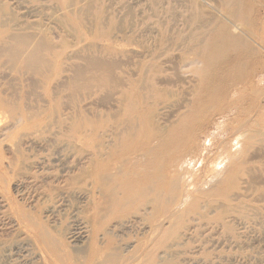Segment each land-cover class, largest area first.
<instances>
[{
    "label": "rangeland",
    "instance_id": "rangeland-1",
    "mask_svg": "<svg viewBox=\"0 0 264 264\" xmlns=\"http://www.w3.org/2000/svg\"><path fill=\"white\" fill-rule=\"evenodd\" d=\"M154 1L0 0V31L11 36L41 33L42 30L51 35L54 43L63 41L65 54L60 64L67 70L61 76L53 72L50 80L43 82L40 77L11 68L3 57L0 59V88L8 100L21 102V110L25 113L23 117L0 113V264H56L55 257L45 245L49 242L41 239L40 231L47 232L46 236L53 239L51 242L55 240L60 248L65 247L67 253L73 254L77 243L71 237L75 234L84 236L98 200L105 202L119 192L109 181L102 183L107 186L95 183L94 174L99 165L109 167L110 173L111 168L116 167L120 168L119 172H125L127 178L136 176L130 166H135L137 155L145 152L131 155L119 151L121 141L127 139L123 135L127 127L117 125L120 110L116 108V91L107 101L106 94L100 92L90 96L82 93L73 102L66 86L71 76L68 71L75 65L74 55L86 47L92 50L99 47V55L104 58L128 60V72L134 77L140 71V68L136 69L138 63L150 65L153 55L165 53L173 64L179 62L188 52V40L197 29L196 20H190L196 17V1L200 0H156L157 3L161 1V6L166 4L164 7L175 8L174 14L170 12L161 19L155 18L152 12ZM63 2L70 3L74 14L71 18L68 17L70 13L66 14ZM263 16L261 13L259 19ZM98 26L111 28V37L91 35ZM74 30L82 32L79 38ZM113 50L116 54L112 55ZM142 57L147 59L141 60ZM253 61L249 59L245 63L253 68ZM78 64L82 65V62ZM192 67L184 68L181 77L194 79L196 83L199 76L191 72ZM153 74L148 71L143 77L147 80ZM119 75L116 70L115 79ZM258 96L257 101L262 102L264 93ZM79 120L82 129L76 133L73 127ZM89 120L102 128L90 130L87 128ZM237 121L231 122L233 128H238ZM235 132L231 139V154L213 149L204 154L203 164L196 169L188 167L184 172L180 171L174 180L178 197L168 199V211H178L179 201L212 190L225 181L233 165L229 159L255 170L257 181L253 183L242 177L236 181L237 188L226 200L218 197L200 199L202 209L174 218L173 226L179 229L167 237L162 248L153 247L154 264H264V130L253 135L248 148H241L242 140L238 138L237 141ZM160 157L159 175L153 183L155 191L159 187L160 175L171 174L173 170L168 165L172 159L166 154ZM116 158L121 160L114 161ZM127 159L131 160L128 162ZM158 199L155 205L163 200L162 196ZM107 211L103 209L101 217L106 218ZM125 214L135 222L117 231L121 244L131 245L121 254L124 259L135 260L143 254L149 223L142 211L128 210ZM220 215L222 218L216 221ZM109 228L107 226L106 231ZM99 239L103 246L105 232H101Z\"/></svg>",
    "mask_w": 264,
    "mask_h": 264
},
{
    "label": "bare ground",
    "instance_id": "bare-ground-1",
    "mask_svg": "<svg viewBox=\"0 0 264 264\" xmlns=\"http://www.w3.org/2000/svg\"><path fill=\"white\" fill-rule=\"evenodd\" d=\"M155 1L152 8L155 18H164L175 9L164 7L166 4L162 7V0L158 2V7ZM68 5L70 6V3H62L66 14L70 13L68 17L71 18L74 14ZM196 8L197 15L190 21L196 20L198 26L188 40L190 49L187 48L188 52L175 64L165 53L153 55L151 66L138 63L140 65H137L136 69L140 68V71L138 76L134 77L128 72V60L125 62L123 59L117 61L113 57L104 58L99 55V47L97 50L86 47L74 55L75 65L69 69L70 80L68 84L65 83L66 88L71 91L72 101L78 100L82 93L90 96L100 92L106 94L104 95L107 101L115 90L118 103L116 108L120 110V115L118 113L116 117L117 125L120 128L123 125L127 127L123 132L127 139L121 141L119 151L131 155L144 151L145 154L137 155L136 165L130 166L131 171L134 168V178H127L125 172H119L120 168L113 167L110 173L109 167L99 165L96 175L94 174L95 183L109 181L119 192L109 196L105 202L96 199L98 203L91 222L84 229V236L75 234L71 237L77 243L73 254L67 253L65 247L60 248L61 245L55 240L51 242L53 239L46 236L47 232L40 231L41 239L49 242L45 245L50 255L55 257L56 264H154L153 247L162 248L167 237L179 229L173 226L174 218H179L189 211L202 209L200 199L218 197L226 200L237 188L236 181L242 177L253 183L257 181L255 170L229 159L233 165L225 181L212 190L199 192L195 197L179 201L178 211H168V199L171 201L178 197L174 180L180 171L184 172L188 167L196 169L199 164H203L206 156L204 154L212 152L213 149H221L231 154L234 131L237 141L238 138L242 140L241 148H248L253 135L264 130V99L262 102L257 101L258 95L264 93V16L259 19V15L264 13V0H218L213 3L210 0H200L196 1ZM106 28L98 26L91 35L96 38H110L113 30ZM74 32L78 38L79 34H82L79 30ZM6 34L5 31H0V59L3 57L11 68L23 70L35 78L40 77L43 82L50 80L53 72L57 76L67 73L63 64H60L65 54L63 41L54 43L51 35L42 30L41 33L11 36ZM111 53L116 54L114 50ZM146 59L142 57L141 60ZM249 59H254L253 68L245 63ZM78 62H82V65ZM190 66H193L191 72L199 76L196 83L193 82L194 79L181 77L182 70ZM116 70L120 74L118 79L114 77ZM148 71L154 74L149 75L146 80L143 74ZM34 82L36 83L35 79ZM2 112L13 117L18 114L25 116L21 110V102H11L0 88V113ZM35 119H38L37 114ZM239 119L242 121H237ZM135 121L138 123L136 126ZM232 121H237V129L231 126ZM87 128L93 131L102 128V125L89 120ZM81 129L79 120L73 130L78 133ZM163 154L172 159L166 161L169 160L168 165L173 170L171 174L160 175L159 187L155 191L153 183L159 175L157 167L160 155ZM119 160L121 158L114 159ZM130 160L127 159L128 162ZM101 196L104 195L101 193ZM161 196V204L155 205V201L159 202L158 198ZM103 209L109 211L106 218L101 217ZM128 210H134L136 213L142 211L144 219L150 225L146 227L147 231L145 230L143 254L135 260L123 258L121 252L130 249L131 245L121 244L117 233L126 225L135 222L126 217ZM221 218L222 215L218 216L216 221ZM154 221L156 222L153 224ZM107 226H110L108 231ZM101 232H105L106 236L103 246L99 239Z\"/></svg>",
    "mask_w": 264,
    "mask_h": 264
}]
</instances>
